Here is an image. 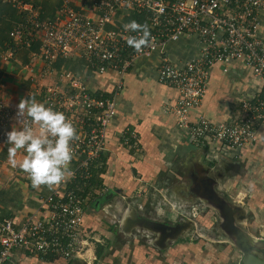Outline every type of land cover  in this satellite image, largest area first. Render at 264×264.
<instances>
[{
    "label": "built area",
    "instance_id": "obj_1",
    "mask_svg": "<svg viewBox=\"0 0 264 264\" xmlns=\"http://www.w3.org/2000/svg\"><path fill=\"white\" fill-rule=\"evenodd\" d=\"M13 3L29 14L10 34L11 46L19 47L24 37L27 47L39 42L48 68L78 53L95 74L123 75L134 59L150 58L169 43L195 37L202 45L200 57L182 64L164 57L158 68L159 83L177 92L168 107L176 126L191 143L231 160L242 159L257 145L258 129L264 126V39L259 32L264 0H95L94 17L64 7L51 21L40 20L31 6ZM125 10L142 16L143 22L137 23L150 31L148 46L139 52L127 44L128 38L138 33L125 31L128 23L119 21ZM236 62H244L252 71L257 90L240 101L235 117L222 123L205 118L193 122L191 113L204 101L211 68ZM61 77L63 84L47 87L42 103L62 112L76 129L70 171L21 222L3 217L0 211V264L71 262L82 259L93 244H101L87 225V205L98 192V185L91 180L94 171L104 167L101 158L118 114L117 96L123 84L118 82L114 95L108 97L94 95L85 81L70 71ZM13 117V111L0 104V148L6 144ZM124 138L125 147L141 152L135 134Z\"/></svg>",
    "mask_w": 264,
    "mask_h": 264
},
{
    "label": "crops",
    "instance_id": "obj_2",
    "mask_svg": "<svg viewBox=\"0 0 264 264\" xmlns=\"http://www.w3.org/2000/svg\"><path fill=\"white\" fill-rule=\"evenodd\" d=\"M14 0H0V104L8 106L14 114L12 127H21L28 118L18 116V105L22 99L33 98L42 103L46 87L63 84L61 74L70 71L85 81L94 95H114L115 86L122 82L123 89L117 96L118 114L108 131L107 148L101 161L105 160L104 171H94L91 183L98 185L88 205V215L94 207L103 202L114 200L121 191L129 193L137 186L140 191L147 186L135 183L134 176H142L145 183L152 179L174 174L183 179L186 168L181 165L203 150L209 164H217L222 157L208 152L203 145L190 144L188 138L176 126L169 111V105L177 98L174 88L160 84L158 68L161 59L167 57L173 64H182L200 57L202 45L195 37L182 38L179 42L169 43L164 50L150 58H136L125 74L108 72L100 75L87 68L84 58L76 53L68 59H59L51 68L40 55V43L26 46V37L20 46H11L10 34L18 24L25 22L28 11L16 8ZM31 6L40 20H54L58 12L71 8L82 14L94 17L95 0H16ZM29 14V13H28ZM143 22L141 16L125 10L119 21ZM107 29H112L108 26ZM260 36L264 39V17L260 27ZM209 88L202 105L193 110L191 120L197 122L205 118L214 123H222L235 117L239 112V103L257 90L252 71L244 62L229 65H214L210 70ZM37 125V124H36ZM125 132V134H123ZM135 134L141 146V152L124 146V136ZM258 143L254 149L246 152L249 165L260 167L257 172L264 173V126L258 129ZM7 143L0 148V211L3 217L21 222L28 213L37 210L40 200L44 199L55 186L33 188L30 179L20 168L24 150H18L15 157L17 167L13 168L8 160ZM239 160V159H237ZM177 168L173 170L174 167ZM181 166V167H180ZM253 170L256 168L251 167ZM175 171V172H174ZM96 175L98 176L95 180ZM152 177V178H150ZM150 178V179H149ZM264 181V176L261 177ZM264 184V183H263ZM134 187V188H133ZM146 188V189H145ZM263 190V189H262ZM139 191V192H140ZM127 193V195L129 194ZM125 198V197H124ZM264 206V203H262ZM94 206V207H93ZM95 210V209H94ZM90 216V215H89ZM46 264L48 262L28 260ZM27 262V261H26Z\"/></svg>",
    "mask_w": 264,
    "mask_h": 264
},
{
    "label": "rangeland",
    "instance_id": "obj_3",
    "mask_svg": "<svg viewBox=\"0 0 264 264\" xmlns=\"http://www.w3.org/2000/svg\"><path fill=\"white\" fill-rule=\"evenodd\" d=\"M203 156L202 150L181 164L187 172L183 179L174 173L147 184L136 175L135 183L146 190L137 186L93 206L87 225L102 246H109L101 257L95 243L82 259L46 264H243L247 255L263 261L264 173L260 176V166L249 165L246 157H222L213 165ZM141 218L165 228L148 226Z\"/></svg>",
    "mask_w": 264,
    "mask_h": 264
},
{
    "label": "clouds",
    "instance_id": "obj_4",
    "mask_svg": "<svg viewBox=\"0 0 264 264\" xmlns=\"http://www.w3.org/2000/svg\"><path fill=\"white\" fill-rule=\"evenodd\" d=\"M124 29L138 33L127 40V44L137 52L148 46L151 34L146 25L133 20L124 25ZM18 109V116L22 118L20 121L26 113L28 122H24L21 127L13 126L6 133V143L10 145V165L17 167V152L24 150L25 155L19 168L28 175L33 188L42 185L52 187L62 183L69 174V166L73 160L71 144L76 139V129L62 112L38 103L33 98L22 99ZM32 124H37L38 130Z\"/></svg>",
    "mask_w": 264,
    "mask_h": 264
},
{
    "label": "water",
    "instance_id": "obj_5",
    "mask_svg": "<svg viewBox=\"0 0 264 264\" xmlns=\"http://www.w3.org/2000/svg\"><path fill=\"white\" fill-rule=\"evenodd\" d=\"M202 183H203V181L201 182V184H202ZM225 208H226V211H227V212H230V208H228V207H225ZM139 221H141V222H143V223H146V225H148V226H150V225H152V226H156V227H159V228H161V229H163V230H164V228H165L164 226H157V225H154V224H152L151 222L147 221V220L144 219V218H141ZM237 234L239 235V237H242V233H241L240 231H238ZM242 242L245 243L246 240H245L244 238H242ZM243 264H264V261H261V260L255 258V257H253L252 255H247V256L245 257V259H244Z\"/></svg>",
    "mask_w": 264,
    "mask_h": 264
},
{
    "label": "trees",
    "instance_id": "obj_6",
    "mask_svg": "<svg viewBox=\"0 0 264 264\" xmlns=\"http://www.w3.org/2000/svg\"><path fill=\"white\" fill-rule=\"evenodd\" d=\"M142 17V16H141ZM143 19V18H142ZM105 160H103L102 162H104ZM104 169L105 168H102V170H100L101 171V173L104 171ZM98 185H100V184H98ZM115 232V231H114ZM117 232V231H116ZM97 247H96V255L98 256V257H101L103 254H104V251L109 247H104V246H102L101 244H97L96 245ZM47 260H49V259H47ZM52 260H50L49 262H51ZM46 262H48V261H46Z\"/></svg>",
    "mask_w": 264,
    "mask_h": 264
},
{
    "label": "flooded vegetation",
    "instance_id": "obj_7",
    "mask_svg": "<svg viewBox=\"0 0 264 264\" xmlns=\"http://www.w3.org/2000/svg\"><path fill=\"white\" fill-rule=\"evenodd\" d=\"M124 221H125V220H124ZM124 221H123V222H124ZM123 222H121V226H120L121 228H122V227L124 226V224H125V223H123ZM141 225H143V223H142ZM232 230L235 231V228L233 227V225H231V231H232ZM263 261H264V260H263Z\"/></svg>",
    "mask_w": 264,
    "mask_h": 264
}]
</instances>
